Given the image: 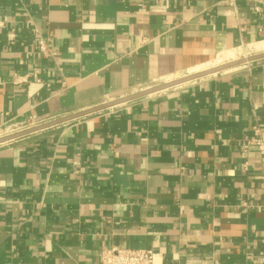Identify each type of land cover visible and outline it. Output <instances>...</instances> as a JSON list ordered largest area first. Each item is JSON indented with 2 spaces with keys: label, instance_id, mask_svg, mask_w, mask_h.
<instances>
[{
  "label": "crops",
  "instance_id": "crops-1",
  "mask_svg": "<svg viewBox=\"0 0 264 264\" xmlns=\"http://www.w3.org/2000/svg\"><path fill=\"white\" fill-rule=\"evenodd\" d=\"M254 45L264 0H0V132ZM256 128L264 59L1 145L0 264H100L111 247L264 264V162L245 150Z\"/></svg>",
  "mask_w": 264,
  "mask_h": 264
},
{
  "label": "water",
  "instance_id": "water-1",
  "mask_svg": "<svg viewBox=\"0 0 264 264\" xmlns=\"http://www.w3.org/2000/svg\"><path fill=\"white\" fill-rule=\"evenodd\" d=\"M262 59H264V53L258 54V55L252 56V57L232 61V62L223 64V65H220L217 67H213L211 69H207L205 71L194 73V74L185 76L183 78L152 87L150 89H147L145 91H141L139 93H135V94H132V95H129L126 97L119 98V99L111 101V102L104 103L102 105L93 107V108L85 110V111H81V112H78V113H75V114H72V115H69L66 117H62V118H59V119H56L53 121H49V122L43 123L41 125H38V126H35L32 128H28V129L22 130L20 132H17V133L11 134V135H7L5 137L0 138V146L7 144V143H10V142H13V141H16V140H19L21 138L33 135V134L54 128V127H58V126H62V125L71 123V122L76 121L78 119L91 116L93 114L108 110L110 108H114V107L129 103V102L150 96L152 94H155V93H158V92L170 89V88H174V87H177V86H180V85H183V84H186V83H189V82L201 79V78H204L206 76L221 73V72H224V71H227V70H230L233 68H237V67H240L242 65L251 63V62L262 60Z\"/></svg>",
  "mask_w": 264,
  "mask_h": 264
},
{
  "label": "built area",
  "instance_id": "built-area-1",
  "mask_svg": "<svg viewBox=\"0 0 264 264\" xmlns=\"http://www.w3.org/2000/svg\"><path fill=\"white\" fill-rule=\"evenodd\" d=\"M36 46L42 54H49L48 44L44 39H38ZM252 147L259 152L264 162V133L260 129L254 130V137L247 142L245 150L247 151ZM100 264H163V261L151 249L111 247L102 251Z\"/></svg>",
  "mask_w": 264,
  "mask_h": 264
},
{
  "label": "rangeland",
  "instance_id": "rangeland-1",
  "mask_svg": "<svg viewBox=\"0 0 264 264\" xmlns=\"http://www.w3.org/2000/svg\"><path fill=\"white\" fill-rule=\"evenodd\" d=\"M262 53H264V50L262 48H260V47L258 48L257 45L250 46V47L248 46V47L233 51L231 53L225 54L220 60L218 59L212 65L206 66L204 68H213V66H220V65L232 62V61H236V60H239V59L252 57V56H255V55H258V54H262ZM181 77H183V76H181ZM158 85H160V84H158ZM39 125H41V124H39ZM35 126H38V125L21 127L20 129H17L15 131L9 130V131H6V132H0V138L5 137L7 135H11V134L17 133V132H20L22 130H25L26 128H32V127H35Z\"/></svg>",
  "mask_w": 264,
  "mask_h": 264
},
{
  "label": "bare ground",
  "instance_id": "bare-ground-1",
  "mask_svg": "<svg viewBox=\"0 0 264 264\" xmlns=\"http://www.w3.org/2000/svg\"><path fill=\"white\" fill-rule=\"evenodd\" d=\"M217 67V66H216ZM211 69V68H210ZM205 71V70H204Z\"/></svg>",
  "mask_w": 264,
  "mask_h": 264
}]
</instances>
